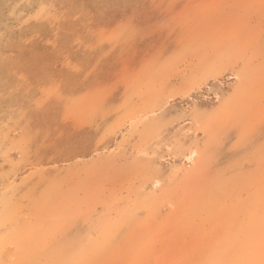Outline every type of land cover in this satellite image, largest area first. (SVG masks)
I'll list each match as a JSON object with an SVG mask.
<instances>
[{
	"label": "rangeland",
	"instance_id": "rangeland-1",
	"mask_svg": "<svg viewBox=\"0 0 264 264\" xmlns=\"http://www.w3.org/2000/svg\"><path fill=\"white\" fill-rule=\"evenodd\" d=\"M0 264H264V0H0Z\"/></svg>",
	"mask_w": 264,
	"mask_h": 264
},
{
	"label": "bare ground",
	"instance_id": "bare-ground-1",
	"mask_svg": "<svg viewBox=\"0 0 264 264\" xmlns=\"http://www.w3.org/2000/svg\"><path fill=\"white\" fill-rule=\"evenodd\" d=\"M105 149V148H104ZM190 153H192V152H190ZM190 156V155H189Z\"/></svg>",
	"mask_w": 264,
	"mask_h": 264
}]
</instances>
